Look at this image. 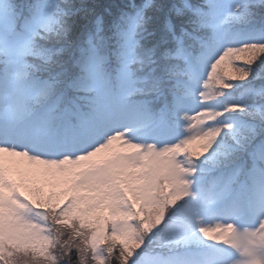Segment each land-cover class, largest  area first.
<instances>
[{"label":"snow or ice","instance_id":"obj_1","mask_svg":"<svg viewBox=\"0 0 264 264\" xmlns=\"http://www.w3.org/2000/svg\"><path fill=\"white\" fill-rule=\"evenodd\" d=\"M0 264H264V0H0Z\"/></svg>","mask_w":264,"mask_h":264}]
</instances>
